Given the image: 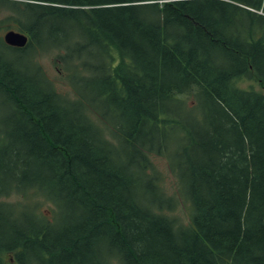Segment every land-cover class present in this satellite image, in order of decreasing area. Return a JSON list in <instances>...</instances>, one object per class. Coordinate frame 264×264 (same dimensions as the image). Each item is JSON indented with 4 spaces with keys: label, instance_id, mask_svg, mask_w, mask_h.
Here are the masks:
<instances>
[{
    "label": "trees",
    "instance_id": "obj_1",
    "mask_svg": "<svg viewBox=\"0 0 264 264\" xmlns=\"http://www.w3.org/2000/svg\"><path fill=\"white\" fill-rule=\"evenodd\" d=\"M0 6L12 11L0 23L30 37L14 48L0 36V101L16 121L0 132V197L35 192L55 205L48 221L0 204V264L16 252L21 264H83L101 239L120 264H264V0ZM65 27L78 56L92 57L76 64V99L32 54L43 42L61 47ZM244 79L262 90L240 87ZM152 153H170L188 223L168 214L176 200Z\"/></svg>",
    "mask_w": 264,
    "mask_h": 264
},
{
    "label": "rangeland",
    "instance_id": "obj_2",
    "mask_svg": "<svg viewBox=\"0 0 264 264\" xmlns=\"http://www.w3.org/2000/svg\"><path fill=\"white\" fill-rule=\"evenodd\" d=\"M10 14H12L11 10H9L5 6H0V21L3 18L5 19ZM6 30L7 25H3L0 23L1 37L3 36V33ZM73 32L74 30H72L70 27H65V35L58 37L61 47H47L56 43L43 42L44 47L42 46V50L38 52L35 51V49L33 48L32 53L37 58V61L40 63L41 70L43 71L46 78L51 81L58 93L68 99H76L78 97L77 93L82 94V85L79 82V76L74 73L78 69L76 67V64L80 65L79 62L84 59L92 62V57H90V55L88 54V49H83V51H81V56L84 59L78 56V46L72 40ZM1 54L4 59L8 56L7 51H1ZM18 59L19 57H15L12 59V61L14 62ZM26 62L29 63V59L26 60ZM30 65V75H39L38 73H36L37 66L33 63H30ZM82 74L83 70L80 75ZM239 86L244 89L262 90V88L254 80L244 79L240 82ZM85 97L88 99V101H90V105L88 106L89 111L92 109V94L89 92L85 95ZM184 99L187 103V110L193 109V107H195V98L193 95H186ZM93 112V120H96L97 124L100 125L103 130L109 129L110 125L113 124L112 121L109 119L102 120L99 114H97V112ZM8 116L9 107L3 105L0 101V132L7 125L16 123L15 120L8 119ZM70 117L75 118L77 116L71 115ZM89 120L92 122L91 119ZM151 160L154 169L158 173L161 189H163L167 196H173L176 200L173 210L169 211L168 214L172 217L178 218L181 223H188L191 214V204L190 201L183 194L180 184L177 180L176 174L172 169L170 153H166L163 155L152 153ZM143 194L144 199L146 200L148 205L151 206L156 204L150 200L151 194L145 193L144 191ZM0 202L11 205L16 212L17 208L20 209V212L34 211L40 219L42 218L48 221L54 220L55 205L47 201V199H45L42 194L29 192L22 195L17 194V192H15L7 197H0ZM16 217L19 218L20 216ZM17 218L14 217L13 220L18 221ZM100 242L99 247L92 255V260L88 257L86 259V262H83V264H108L109 257L111 259V255H114L115 253H113L114 251L110 249L108 244H104V239H101ZM8 257L9 254L6 256V258ZM116 259L117 258L111 259V263L120 264V262L116 261Z\"/></svg>",
    "mask_w": 264,
    "mask_h": 264
},
{
    "label": "water",
    "instance_id": "obj_3",
    "mask_svg": "<svg viewBox=\"0 0 264 264\" xmlns=\"http://www.w3.org/2000/svg\"><path fill=\"white\" fill-rule=\"evenodd\" d=\"M4 39L7 44L17 47H23L26 45L28 38L26 35L20 32H16L14 30L8 31Z\"/></svg>",
    "mask_w": 264,
    "mask_h": 264
},
{
    "label": "flooded vegetation",
    "instance_id": "obj_4",
    "mask_svg": "<svg viewBox=\"0 0 264 264\" xmlns=\"http://www.w3.org/2000/svg\"><path fill=\"white\" fill-rule=\"evenodd\" d=\"M8 258L11 259V260L9 259L11 262H7L5 264H21L19 262V258L17 257V252L13 255H10ZM27 264H31V263H27Z\"/></svg>",
    "mask_w": 264,
    "mask_h": 264
}]
</instances>
